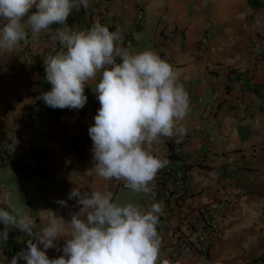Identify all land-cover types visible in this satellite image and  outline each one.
<instances>
[{
    "label": "crops",
    "instance_id": "crops-1",
    "mask_svg": "<svg viewBox=\"0 0 264 264\" xmlns=\"http://www.w3.org/2000/svg\"><path fill=\"white\" fill-rule=\"evenodd\" d=\"M102 0H89L87 9H73L66 25H53L41 34L34 45L25 46L33 55V64L25 65L18 51L0 52V135L9 136L10 160L36 164L34 154H43L46 178L51 180L48 196H44L43 181L38 176L22 177L10 163L0 166V200H7L13 191L27 201L24 213L43 227L53 213L70 222L82 205L78 198L69 199L74 188L82 193L91 191L111 193L119 204L134 203L147 207L143 193L134 194L122 181H105L94 168L93 141L89 128L95 124L97 107L96 81L85 87L87 103L81 109H71L53 120L45 108L37 103V91L45 80L39 67L43 51L55 43L58 27L89 29L99 21L123 30L124 40L131 27L136 0H108L107 12L96 14L92 8ZM149 9L129 51L133 54L150 49L161 58L169 56L190 95V111L180 122L191 133L176 157H170L168 144L177 137L161 138L153 145V153L167 160L168 167H180L185 172L188 188L178 199H172L163 188L159 190L163 209L171 213L161 218L162 235L160 260L168 264H264V59L251 54L252 44L264 38V0H144ZM31 11H36L33 8ZM180 25L172 39L162 38L165 27ZM206 37L198 54V42ZM62 50V49H61ZM166 60V59H165ZM241 81V82H239ZM216 92L214 99L212 93ZM89 93V94H88ZM198 97L201 100H198ZM36 107L30 122H24L29 104ZM248 109L240 118L239 103ZM29 133L34 152L25 153L20 140L23 130ZM224 139L218 143L216 137ZM0 138V143H2ZM158 172V173H159ZM59 201H66L62 205ZM225 201L213 211L212 220L219 237L205 252L192 250L186 255L173 254L175 237L173 226L186 223L197 213L193 209ZM7 208L6 204H2ZM3 224L0 222V225ZM39 229H34V232ZM20 251L27 250L35 237L25 231L14 232ZM65 237L55 241L56 247L47 249L50 259L63 255ZM43 249V245H40ZM16 256L0 241V264H10ZM18 264H26L23 259Z\"/></svg>",
    "mask_w": 264,
    "mask_h": 264
},
{
    "label": "clouds",
    "instance_id": "clouds-1",
    "mask_svg": "<svg viewBox=\"0 0 264 264\" xmlns=\"http://www.w3.org/2000/svg\"><path fill=\"white\" fill-rule=\"evenodd\" d=\"M88 7L89 0H0V52L36 44L51 26L66 25L73 9ZM122 32L110 31L99 21L80 31L56 28L54 39L63 48L44 58L52 89L40 99L54 109H81L88 100L86 85L99 75L94 91L100 108L88 130L93 169L105 181H122L132 193L147 196L168 163L153 153V145L173 137L179 143L187 135L180 122L187 117L191 101L178 70L153 50L130 52ZM72 198H78L80 212L70 222L53 213L43 227L6 199L0 200L10 209L0 208V222L5 225L0 241L7 240L8 226L35 237L10 264L20 259L26 264H168L159 259L161 202L148 207L119 204L111 193L93 190L89 195L78 187L71 191ZM61 237L67 238L63 255L50 259L47 249L56 247Z\"/></svg>",
    "mask_w": 264,
    "mask_h": 264
},
{
    "label": "built area",
    "instance_id": "built-area-1",
    "mask_svg": "<svg viewBox=\"0 0 264 264\" xmlns=\"http://www.w3.org/2000/svg\"><path fill=\"white\" fill-rule=\"evenodd\" d=\"M107 4L108 0H102L100 5H96L92 8V12L96 14H104L107 12ZM149 9V4L144 0H136L135 5V13L132 18L131 27L128 32V35L126 36L124 40V46L130 47L133 44V40L136 38L137 33L139 32L143 21L146 11ZM72 30L76 31L75 28H71ZM180 31V25L178 23H172L165 27V35L164 37L160 38L163 40L165 39H172L176 36V34ZM206 37H203L198 42V52L200 49L205 45ZM63 46L59 43L57 40L55 43L48 46L42 53V66L45 68V62L44 58L55 55L57 52H59ZM251 54L255 58H263L264 59V38L258 39V42L252 44L251 46ZM18 51L20 52L23 61L25 65L31 66L33 64V55L32 53L25 47L21 46ZM164 58L167 61H170L169 56L164 55ZM241 82V81H239ZM89 94V93H88ZM213 98L215 99L217 97V93H212ZM198 100H201L200 97H198ZM36 107L35 101H32L29 104L28 107V113L24 117V122L29 123L30 122V115L32 110ZM248 109V106L241 102L237 106L236 110L238 113V116L240 118H243L245 116V112ZM191 133H187L186 136L183 137L182 140H180L179 143L173 142L168 144L169 148V155H173V158L176 157L180 151L182 144H184L191 136ZM0 138H2V143H0V166L7 162L9 156V151L11 149V141L9 139V136L6 135L4 138L2 135H0ZM224 139L223 136L216 137V141L221 142ZM20 140L21 145L25 153H32L34 152V145L31 142L29 133L26 130H23L20 134ZM264 151V150H263ZM44 186V196H48V188L51 185V180L45 179L42 183ZM188 181L185 176V172L183 168L180 167H168L162 170L157 174V177L154 181V190L151 194L147 195L146 198V204L147 207L153 203L156 202L159 198V190L163 188L165 192L170 196L172 199H178L183 194L186 193L188 188ZM226 204L225 201L219 202V203H212L209 205H200L198 207H195L193 209V213H197V216H194L189 221L184 220L183 222L186 223H177L175 226H173L172 233L174 234V248H173V254L177 256L186 255L192 250H197L200 252H205L206 248L209 246V244L213 243L215 240L219 237V230L217 228L216 223L212 220V214L213 211L217 208H222ZM0 208H4L2 203H0ZM171 213V209L169 206L164 208V214L160 217V221L158 224V233L159 228L161 224V218L165 215H169ZM160 239L162 240V235L159 233Z\"/></svg>",
    "mask_w": 264,
    "mask_h": 264
},
{
    "label": "trees",
    "instance_id": "trees-1",
    "mask_svg": "<svg viewBox=\"0 0 264 264\" xmlns=\"http://www.w3.org/2000/svg\"><path fill=\"white\" fill-rule=\"evenodd\" d=\"M39 70L42 72L45 82H44L43 86L37 91V94H38L37 103L42 105L45 108V110L47 111V113L49 114V117L51 119L58 120L62 115H64L65 113L68 112L69 108H65V109L50 108L44 103V101L42 99H40L42 93H44L46 91H50L52 89V85L47 81V74H46L45 68L39 67ZM98 102H99L98 99H96L95 107H97ZM34 155L37 159V163L34 165L23 163L21 160L12 161V160H10V158H8L7 162L2 164L1 166L10 163L15 170H18L21 172L22 177H24L25 179H28L31 176H38L40 179H44V178H46V168H45L44 163L42 162L44 155L43 154H34ZM170 157H173V155L171 154ZM4 209H6V208H4ZM4 228H5V225L1 224L0 225V231H3ZM18 230H20L18 227L8 226V238L6 241H4L5 245L16 256H17V254L22 252V251H20V247H19V245L16 244L14 237H13L14 232L18 231Z\"/></svg>",
    "mask_w": 264,
    "mask_h": 264
},
{
    "label": "rangeland",
    "instance_id": "rangeland-1",
    "mask_svg": "<svg viewBox=\"0 0 264 264\" xmlns=\"http://www.w3.org/2000/svg\"><path fill=\"white\" fill-rule=\"evenodd\" d=\"M14 185L12 181L8 182V188L10 189V191H13L11 196H10V200L11 202L16 206L17 209H19L20 211H25V208L27 207V201L24 198H21L19 196H17V193L15 189H13Z\"/></svg>",
    "mask_w": 264,
    "mask_h": 264
}]
</instances>
